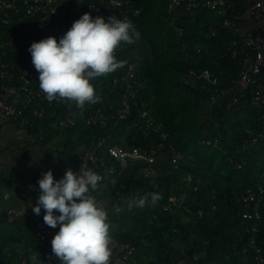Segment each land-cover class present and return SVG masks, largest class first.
<instances>
[{
	"label": "trees",
	"instance_id": "1",
	"mask_svg": "<svg viewBox=\"0 0 264 264\" xmlns=\"http://www.w3.org/2000/svg\"><path fill=\"white\" fill-rule=\"evenodd\" d=\"M125 1H130L140 10L136 30L141 36L132 45L122 44L116 59L123 61V65L127 61L136 62L137 83L141 87L138 101L163 125L184 160L177 171H172L169 164H163L158 191L145 187L141 182L137 164L122 173L118 182L124 183L131 191L145 187L144 195L160 193L162 199L158 204H171L176 212L175 218L166 212H159L155 206L134 207L132 211L125 207L121 213H114L115 191L109 186L106 176L104 183H99L92 195L99 202L104 199L109 202L107 210L110 211L107 214L112 226L111 237L134 247L133 260L129 264H241V251L247 245L248 236L241 227L234 198L247 188L254 189L264 178V140L253 146L244 143L248 133H264V124L257 122L264 116V109L250 108L247 99L234 113L225 109H208L205 106L209 95L207 85L187 79L190 69H210L218 75L237 69V63L228 56L220 58L222 53H227L228 35L221 32L215 38L209 36V28L218 27L220 23L216 12L199 9L182 15L178 23L186 32L183 38H177L164 25L165 18L170 17L167 13L168 0ZM74 21L68 22L69 28ZM66 32L61 29L57 42ZM184 44L191 48L206 47L214 56L203 62L194 60L187 63L181 50ZM6 59L9 62H26L31 61V55L22 49L10 48ZM120 71L121 67L94 79L91 84L95 92L104 91L107 85L120 77ZM68 103L67 100H59L36 121L35 131L26 129L39 147L48 146L56 137L61 138L58 148L66 150V156L44 168L54 166L59 169L71 165L74 155L76 157L87 149L92 140L105 136L103 130L86 124L88 111L84 117L76 118L62 134L49 131L48 124L64 117ZM74 109L79 110L76 105ZM128 125L120 124V128L114 129L113 133L119 136L126 134L128 145L133 147L149 149L153 146V137L128 132ZM40 129L45 132L44 141L36 139ZM202 141H217L218 145L213 148L202 144ZM108 143L119 144V139L109 140ZM237 163L241 165L239 170L235 169ZM39 176L40 173L33 181ZM186 176L201 181L197 190L185 186L183 179ZM212 192L215 193L214 199ZM182 193H187L188 199L179 205L177 199ZM211 204L215 210H212ZM257 243L264 255V203ZM22 260L29 264H61L38 240L35 229L25 220L14 223L1 220L0 264H21ZM250 260V255H246L248 264Z\"/></svg>",
	"mask_w": 264,
	"mask_h": 264
},
{
	"label": "built area",
	"instance_id": "2",
	"mask_svg": "<svg viewBox=\"0 0 264 264\" xmlns=\"http://www.w3.org/2000/svg\"><path fill=\"white\" fill-rule=\"evenodd\" d=\"M199 9L217 13L220 23L218 27L209 28V36L215 38L221 32L228 35L227 53H222L220 58L228 56L237 63V69L227 70L221 75L210 69H190L187 73L188 81H202L207 85L209 95L205 106L208 109H225L228 113H234L240 109L244 99H247L250 108L264 109V0H168L167 13L170 17L165 18L164 25L177 38H183L186 29L179 25V18ZM244 12L252 21L260 24L259 30L243 31ZM85 13L92 18L103 17L105 22L109 17H116L131 22L137 29L140 10L125 0H0V113L2 117L17 123L19 132L27 134L26 129L35 131L36 121L59 100L47 101L39 89L38 73L31 61H7L8 49L19 48L27 51L33 42L48 37L56 38L61 29H69V21L78 20ZM121 45L114 50L115 58L120 53ZM181 50L187 63L194 60L203 62L214 56L212 51L203 46L191 48L184 44ZM137 75L136 62L127 61L121 67L120 77L107 85L104 91L96 93L101 97V102L86 104L77 111L74 109L75 103L69 101L64 117L49 123V131L62 134L74 124L76 118L84 117L88 111L86 124L103 130L105 136L92 140L87 149L76 157L74 155L71 165L67 164L59 169L54 166L43 168L38 179L42 174L51 171L54 179L59 180L68 169L75 172L81 165L86 166L102 177L99 183H104L105 176L108 177V184L115 191L112 211L121 213L129 199L144 195L145 187L159 190L158 178L164 163L169 164L172 171L179 169L184 156L176 149L170 135L164 131L163 125L154 119L151 111L140 105L138 94L141 87L137 83ZM92 81L94 79L90 80V83ZM257 122L264 124V116ZM122 123L129 124L128 132L153 137V146L149 149L133 147L125 140L122 143V139H119V144L110 145L109 140L117 141L119 138L113 131L120 128ZM44 133L40 129L36 139L44 141ZM126 136L125 134L120 138ZM261 140H264V133L250 132L244 143L253 146ZM202 144L216 147L218 142L202 141ZM133 164L138 165V176L145 184V187L135 191L118 182V177ZM240 168L241 165L237 163L235 169ZM37 181L26 184L24 193L28 197L38 196ZM183 181L186 187L194 191L201 183L190 176L184 177ZM121 193L124 195L121 196ZM214 195L212 192V199L215 198ZM187 199L188 194L182 193L177 203L183 205ZM263 203L264 178L254 189L247 188L234 198V206L242 221L241 227L248 236L247 245L241 251V264H248L246 255L251 257L249 264H264V255L257 243ZM108 204L106 201L104 206L107 212L110 211L107 210ZM156 206L159 212H166L175 218L176 212L171 204L157 203ZM211 208L215 210L213 204ZM43 214V210L37 216L30 208L0 207V221L14 223L25 220L35 229L38 240L51 252L50 242L58 232L59 226L55 229L46 226L42 219ZM110 247V264H129L133 260L135 249L131 244L111 237ZM21 264L29 263L22 260Z\"/></svg>",
	"mask_w": 264,
	"mask_h": 264
},
{
	"label": "clouds",
	"instance_id": "3",
	"mask_svg": "<svg viewBox=\"0 0 264 264\" xmlns=\"http://www.w3.org/2000/svg\"><path fill=\"white\" fill-rule=\"evenodd\" d=\"M133 24L116 17L92 18L85 13L59 39L48 37L28 48L38 73V86L49 102L67 100L78 108L101 102L90 80L106 76L123 66L114 50L140 39ZM102 177L80 166L68 169L55 180L51 171L38 179V198L32 212L58 232L51 240V252L61 264H110L111 224L105 207L92 195ZM160 193L132 197L126 208L156 206Z\"/></svg>",
	"mask_w": 264,
	"mask_h": 264
},
{
	"label": "crops",
	"instance_id": "4",
	"mask_svg": "<svg viewBox=\"0 0 264 264\" xmlns=\"http://www.w3.org/2000/svg\"><path fill=\"white\" fill-rule=\"evenodd\" d=\"M242 24L243 31L260 28L246 12L242 14ZM19 131L14 122L0 113V207L4 208L34 207L38 196L28 197L24 187L49 163L66 156V150L59 149L61 138L56 137L48 146L39 147L29 134Z\"/></svg>",
	"mask_w": 264,
	"mask_h": 264
},
{
	"label": "rangeland",
	"instance_id": "5",
	"mask_svg": "<svg viewBox=\"0 0 264 264\" xmlns=\"http://www.w3.org/2000/svg\"><path fill=\"white\" fill-rule=\"evenodd\" d=\"M139 50H140V48L137 49V51H139ZM121 136H122V135H120L118 139H120V141H121V139H122V140H123L122 143H124V140L128 142V137H127V136H126L125 138H124V137H123V138H120ZM213 148H215V147H213ZM100 203H101L103 206H105L106 200L104 199V200L100 201ZM155 207L157 208V206H155Z\"/></svg>",
	"mask_w": 264,
	"mask_h": 264
}]
</instances>
